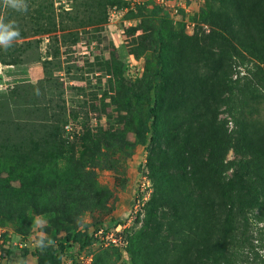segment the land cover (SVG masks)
I'll return each mask as SVG.
<instances>
[{
  "label": "rangeland",
  "instance_id": "1",
  "mask_svg": "<svg viewBox=\"0 0 264 264\" xmlns=\"http://www.w3.org/2000/svg\"><path fill=\"white\" fill-rule=\"evenodd\" d=\"M26 3L27 11H16L0 0V17L14 22L20 31L11 47L0 46V145L10 143L6 135L15 141L32 127H52L64 139L66 158L59 164L47 162L56 144L42 143L40 131L33 135L34 142L26 140L27 149L38 148L29 157L11 156L8 151L4 155L0 150V264H70L69 259L73 264H131L127 251L82 242L94 228L126 221L129 215L135 217L129 234L146 224L153 171L164 182L168 170L162 151L169 144V131H161L159 140H150L149 107L162 83L158 53L177 49L186 37L201 43L217 2L148 0L120 10L111 23L108 8L127 5L125 0ZM260 7L263 19L264 0ZM133 25L137 28L131 33ZM237 62L232 75L239 80L237 87L264 66L247 50L240 51ZM138 64L141 69L130 76L129 70ZM256 82L251 89L262 97L253 114L264 118V81L257 78ZM132 89L143 94L135 97ZM218 118L233 145L222 162L231 160L233 168L224 171L223 180L246 171L256 178L255 157L240 146L237 125L224 106ZM66 123L72 126L69 140L64 137ZM60 168L71 178L64 187L53 175ZM143 180L149 182L145 187L149 197L134 213ZM62 194L67 205L59 199ZM89 195L97 202L88 204ZM260 199L247 220L237 222L225 264H264V189ZM161 204L158 217L165 223L169 209ZM39 234L54 245L38 248Z\"/></svg>",
  "mask_w": 264,
  "mask_h": 264
},
{
  "label": "trees",
  "instance_id": "2",
  "mask_svg": "<svg viewBox=\"0 0 264 264\" xmlns=\"http://www.w3.org/2000/svg\"><path fill=\"white\" fill-rule=\"evenodd\" d=\"M215 1L217 7L210 13V29L201 43L186 37L179 40L177 49L172 47L158 53L162 83L149 107L153 133L150 140H159L161 131H169V144L162 151L168 167L167 179L163 182V177L158 178L153 171L147 222L136 234L127 232L125 249L131 264H225L236 239L237 222H245L248 213L261 203L264 118L253 114L260 107L262 95L251 87L257 78L264 81V66L239 87V80L232 79V75L239 65L241 50L264 62V17L260 19V0ZM136 28L133 25L129 30L133 33ZM132 91L135 97L143 94ZM223 106L237 125L240 146L255 157L256 178L246 171L223 180L224 171L233 168L231 160L222 163L233 146L218 118ZM37 131L42 133V143L56 144L46 157L47 162L59 164L66 158L65 142L52 127L40 130L32 127L26 136L21 132L15 141L6 135L10 139L6 143H10L0 145L2 154L8 151L11 156L18 153L29 157L38 148L27 149L26 140L34 142ZM64 137L69 140L67 134ZM53 175L62 182V187L71 181L62 168ZM66 197L59 195L60 201L67 205ZM96 202L93 195L87 197L88 204ZM161 202L169 209L165 223L158 217ZM90 242L91 236L85 234L82 245ZM57 255L60 256V250Z\"/></svg>",
  "mask_w": 264,
  "mask_h": 264
},
{
  "label": "built area",
  "instance_id": "3",
  "mask_svg": "<svg viewBox=\"0 0 264 264\" xmlns=\"http://www.w3.org/2000/svg\"><path fill=\"white\" fill-rule=\"evenodd\" d=\"M148 0H125V3L127 5H111L108 8V22L111 23L113 21L114 17L117 15V12H120V10L127 11L128 8H131L135 5H141L144 4ZM109 23H106L104 27L106 28ZM188 27V25H187ZM121 32L123 30L119 28ZM124 33V32H123ZM141 69L140 64L135 66V68H131L129 70L130 76L137 73ZM64 129L66 131L67 136L69 139L73 138V132H72V126L70 123H66L64 125ZM77 133V132H76ZM149 182L147 181H142L141 184L138 186V191L136 192V197H135V203L132 208V212L136 213L137 210L140 208V205L147 201L149 197V192L146 190V186L148 187ZM135 219L134 216L129 215L128 219L126 221H118L114 222L110 225H103L99 226L97 228H94L89 235L91 236L92 242H96L99 245L103 247H114L119 249L121 252H126V245H127V232L130 226L133 223V220ZM68 262L70 264L74 263V260L69 259Z\"/></svg>",
  "mask_w": 264,
  "mask_h": 264
},
{
  "label": "clouds",
  "instance_id": "4",
  "mask_svg": "<svg viewBox=\"0 0 264 264\" xmlns=\"http://www.w3.org/2000/svg\"><path fill=\"white\" fill-rule=\"evenodd\" d=\"M3 5L6 8H11L16 11H27L26 0H3ZM20 37V31L14 22H5L3 17H0V46L5 50L12 46L13 41ZM39 223V222H38ZM54 241L45 234H39L35 244L41 250L47 249L54 245Z\"/></svg>",
  "mask_w": 264,
  "mask_h": 264
}]
</instances>
